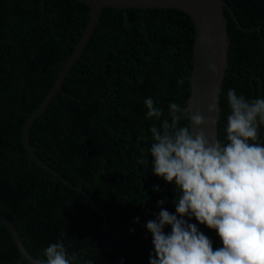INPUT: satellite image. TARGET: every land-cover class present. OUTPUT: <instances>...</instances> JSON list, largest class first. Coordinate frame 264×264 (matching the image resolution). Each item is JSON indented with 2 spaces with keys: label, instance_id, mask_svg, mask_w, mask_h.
<instances>
[{
  "label": "trees",
  "instance_id": "obj_1",
  "mask_svg": "<svg viewBox=\"0 0 264 264\" xmlns=\"http://www.w3.org/2000/svg\"><path fill=\"white\" fill-rule=\"evenodd\" d=\"M225 1L251 30L239 29L225 10L230 44L220 94L221 142L228 90L249 101L264 99V0ZM89 13L79 0H0V215L14 223L36 260L50 244L63 243L69 256L75 253L72 264H149L154 245L146 224L161 207L175 214L179 196L174 184L152 173L150 128L171 121L170 103L186 107L195 28L183 12L161 16L105 8L62 92L32 124L36 156L81 187L101 215L84 194L31 162L21 137L29 113L80 40ZM146 98L163 109L159 121L146 118ZM188 124L187 118L179 122ZM258 142L264 145V125ZM188 222L214 250L222 247L215 230L194 217ZM0 264H31L3 224Z\"/></svg>",
  "mask_w": 264,
  "mask_h": 264
},
{
  "label": "clouds",
  "instance_id": "obj_2",
  "mask_svg": "<svg viewBox=\"0 0 264 264\" xmlns=\"http://www.w3.org/2000/svg\"><path fill=\"white\" fill-rule=\"evenodd\" d=\"M208 68L218 71L215 64ZM227 103L226 142L210 141L202 130L214 124V118L193 115L177 103L168 106L170 122L164 119L150 128L152 173L174 184L179 196L175 214L161 207L146 224L154 245L149 264H264V145L258 142L264 99L249 101L229 89ZM144 104L146 118L159 121L163 109L155 107L152 98ZM217 108L213 96L207 111L214 115ZM182 118L189 119L190 126H179ZM192 126L201 130L193 133ZM185 217L215 230L222 247L214 250L212 241ZM169 226L171 231L165 232ZM43 257L33 264H72L75 253L69 256L63 243H53Z\"/></svg>",
  "mask_w": 264,
  "mask_h": 264
},
{
  "label": "water",
  "instance_id": "obj_3",
  "mask_svg": "<svg viewBox=\"0 0 264 264\" xmlns=\"http://www.w3.org/2000/svg\"><path fill=\"white\" fill-rule=\"evenodd\" d=\"M43 1V0H42ZM86 4L89 9V18L80 40L75 45L71 55L58 72V75L39 106L29 113L22 131V140L27 152L30 155V161L35 162L44 168L51 176L58 178L66 186L76 192H81L86 196L88 201L93 204L96 210L98 207L87 193L81 188L74 186L70 181L65 179L59 172L51 168L46 162L36 156L34 147L30 144L29 133L32 124L46 110L52 98L62 92V83L72 67L85 49L95 32L96 26L100 20L101 14L105 8L128 9L144 13H150L161 16H170L178 13L187 14L195 28V39L192 51V70L190 73V95L187 99L186 107L194 115L200 112L206 120L215 119L214 124L202 126V130L210 141L218 140V116L220 113V94L222 84L225 79L226 70L229 65L228 48L230 44L227 18L225 10L232 16L237 27L243 31H249L240 25L234 16L230 7L225 0H79ZM43 8V7H42ZM215 64L218 71L213 73L209 70L208 65ZM215 97L218 108L214 115L207 111L208 105ZM190 126V120L189 124ZM193 133L200 131L195 126L191 127ZM0 224H3L11 234L17 248L19 249L22 259L33 264L36 261L31 257L23 246L21 237L14 223L7 217L0 215Z\"/></svg>",
  "mask_w": 264,
  "mask_h": 264
}]
</instances>
